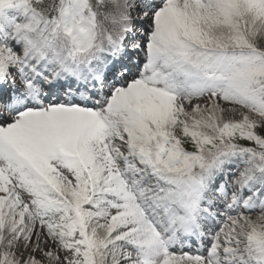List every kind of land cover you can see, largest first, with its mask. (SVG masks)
<instances>
[{"label":"snow or ice","instance_id":"6c2138e0","mask_svg":"<svg viewBox=\"0 0 264 264\" xmlns=\"http://www.w3.org/2000/svg\"><path fill=\"white\" fill-rule=\"evenodd\" d=\"M0 264H264V0H0Z\"/></svg>","mask_w":264,"mask_h":264}]
</instances>
